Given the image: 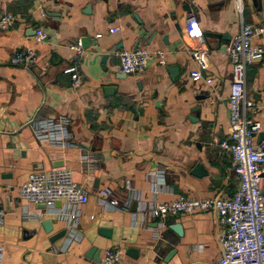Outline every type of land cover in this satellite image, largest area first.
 <instances>
[{
	"label": "crops",
	"instance_id": "obj_1",
	"mask_svg": "<svg viewBox=\"0 0 264 264\" xmlns=\"http://www.w3.org/2000/svg\"><path fill=\"white\" fill-rule=\"evenodd\" d=\"M242 1L244 22L262 29L252 44L264 48V0L259 6ZM4 13L15 21L0 31V264H99L85 256L92 248L99 259L105 249H118L120 264H215L221 257L215 213L159 221L144 211L179 195L229 197L237 187L230 157L218 145L229 128L231 66L223 50L239 30L235 0H0ZM190 15L210 50L204 64L181 41ZM37 28L47 41L34 40ZM82 38L89 45L82 47V85L74 91L64 70ZM137 44L161 51L165 63L151 56L143 73L124 76L118 54ZM24 49L35 51L36 63L28 69L9 65ZM197 69L202 78L193 82L189 73ZM246 92L264 133V56L248 68ZM61 117L68 120L64 145L35 137L32 123ZM87 155L100 163L92 173L81 168ZM57 162L87 191L73 228L18 196L30 173L54 169ZM104 189L120 202L130 194L129 209L100 198ZM261 189L264 196V165ZM44 220L52 221L49 233ZM63 229L66 235L50 242ZM100 229H109L110 237Z\"/></svg>",
	"mask_w": 264,
	"mask_h": 264
},
{
	"label": "built area",
	"instance_id": "obj_2",
	"mask_svg": "<svg viewBox=\"0 0 264 264\" xmlns=\"http://www.w3.org/2000/svg\"><path fill=\"white\" fill-rule=\"evenodd\" d=\"M243 1L235 0L239 17V30L234 38L224 47V53L231 66V81L227 97L229 128L225 139L218 142L221 150L230 157L233 173L237 177V187L229 197L194 198L179 195L170 202H156L145 209L144 214L159 221L169 216L194 212L215 213L220 228L218 243L221 257L215 264H264V196L261 189V171L264 165V139L257 143L261 123L257 120L258 107L246 92V73L248 68L264 56V48L252 44L255 36L262 34V29L243 20ZM15 18L9 13L0 14V31L9 29ZM118 27L110 29L116 33ZM99 37V35H98ZM49 38L42 28L34 33L36 42H45ZM181 41L187 52L197 64L208 60L210 50L204 41L203 31L196 18L190 15L184 26ZM72 64L64 73L71 79V89L78 90L82 78L77 71V63L84 54L78 43L72 47ZM151 56L160 58L164 65L163 53L159 50L150 52L139 48L118 54L119 72L125 75L143 73ZM36 63V53L31 49L16 51L9 59V65L28 69ZM193 82L202 78L200 69L191 71ZM68 120L65 117L42 120L32 123L36 138L52 144L64 145L67 136ZM81 168L85 173H92L100 168L99 160L93 156L81 157ZM86 189L76 183L72 171L67 168H54L43 172L30 173L18 188L21 200L32 204H44L48 214H54L67 221L73 228L80 216L78 207L84 202ZM129 197L120 202L110 197V191H99L100 198H108L109 203L120 210H128ZM59 202L65 208L56 209ZM2 212L0 211V218ZM121 252L107 248L102 252L99 264H120Z\"/></svg>",
	"mask_w": 264,
	"mask_h": 264
},
{
	"label": "water",
	"instance_id": "obj_3",
	"mask_svg": "<svg viewBox=\"0 0 264 264\" xmlns=\"http://www.w3.org/2000/svg\"><path fill=\"white\" fill-rule=\"evenodd\" d=\"M253 3H254V5H256V6H257V5L259 6V0H253ZM185 9H189V7H188L187 4L185 5ZM203 36H204V35H203ZM223 39H228V38L223 37ZM80 42H81V47H83V48H86V47L89 45V44H88L89 40H88L87 38H82V39L80 40ZM136 48H138V44L135 45V49H136ZM106 59H107V56H103V57H102V61H101L102 64H104V62L106 61ZM102 69L105 70L104 65L102 66ZM124 76H125V74H124ZM115 88H116V87H114L113 91L115 90ZM109 89H110V88H109ZM201 99H204V97H202ZM199 109H200V107H196L194 110H199ZM191 118H192V117H190L189 119H191ZM191 120H192V119H191ZM263 139H264V133H259V135H258V141L261 142ZM62 166H63V163H62V162H57V163H55V164L53 165L54 168L62 167ZM59 205H60V203L57 202V203L55 204V207H58ZM132 207H133V209H134L135 205L133 204ZM37 208L40 209L42 212H44L45 209H46L44 204H38V205H37ZM41 226L43 227V229H44V231H45L46 233H49V232L51 231V229H52V221H51V220H44V221L41 222ZM171 229L174 230L178 235L181 234V227H180L179 225L174 224V225L171 226ZM66 232H67V231H66L65 229H63V230H61L59 233H56L55 235H53V236L51 237L50 242L53 243L55 240H57V239H59V238H63V237L66 235ZM99 233H100L101 235L105 236V237H110V230H109V229H100V230H99ZM126 253L129 254V255H131V256H133V257H136V256H137V251L134 250V249H128ZM173 253H174V251H171V252L167 255L165 262H167V261L169 260V258L172 256ZM85 256H86L87 258L93 260L94 262H99V261H100V259H99V251H98V249H95V248L90 249V250L86 253Z\"/></svg>",
	"mask_w": 264,
	"mask_h": 264
}]
</instances>
